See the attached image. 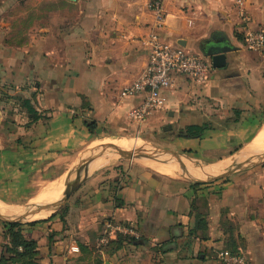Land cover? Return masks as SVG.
Wrapping results in <instances>:
<instances>
[{
    "label": "crops",
    "instance_id": "1",
    "mask_svg": "<svg viewBox=\"0 0 264 264\" xmlns=\"http://www.w3.org/2000/svg\"><path fill=\"white\" fill-rule=\"evenodd\" d=\"M12 1L0 0V91L17 92L41 118L31 120L28 129L17 125L19 136L9 139L10 151L0 146V179H17L13 184L1 182L0 195L26 194L32 187L26 180L43 172L47 177L49 170L56 171L50 178H59V163H72L79 154L74 162H83L94 149L81 150L94 138L139 129L155 132L166 117L174 116L181 128L210 126L202 138H176L169 151L202 158L221 151L225 155L215 160L223 163L250 147L263 130L264 49L252 52L245 47L246 26L238 17L237 0H162L161 39L204 58L211 70L204 85L176 77L174 87L163 92L165 108L143 121L130 119V112L145 96L121 94L148 64L145 41L155 27L153 0H69L78 10L77 17H67L63 31L58 25L49 30L35 24L17 32L6 21L12 16ZM241 1L249 15L248 28L264 31V0ZM18 15L27 17L26 12ZM218 48L226 50L222 69H215L205 55ZM226 105L230 109L215 112L214 107ZM4 108L0 102V145L9 126L4 123ZM213 113L225 119V131L216 126L222 122L213 121ZM245 157L238 163L251 156ZM130 171L136 175L130 183L110 177L104 182L99 174L78 190L83 204L75 205L66 220L78 223L77 231L86 243L94 246L107 221L136 222L141 231L137 247L148 249L150 264H221L219 251L242 253L250 264H264V163L220 182L196 186L139 166ZM209 173L217 177L222 171ZM53 184L30 195L25 204ZM30 212L41 214L39 209ZM48 229L59 232L56 224ZM32 230L45 233L30 226L25 229ZM4 243L0 227V257Z\"/></svg>",
    "mask_w": 264,
    "mask_h": 264
},
{
    "label": "rangeland",
    "instance_id": "2",
    "mask_svg": "<svg viewBox=\"0 0 264 264\" xmlns=\"http://www.w3.org/2000/svg\"><path fill=\"white\" fill-rule=\"evenodd\" d=\"M12 2H14L12 4V7L10 8V12L12 13V16L8 18L6 21H9L10 25L16 28L15 29L16 32L18 31L19 28H26L27 30H29L30 28H33L35 24H37V26L41 27L42 29H49V30L54 28L56 25H58L59 28L57 29H59V31H63V29H65L66 26L67 17L69 16L77 17L78 10H76V8L74 9V6L70 4L69 0H13ZM36 10H40V12L39 11L37 12ZM20 12L21 13L26 12L27 14L26 19L23 20L22 17L21 19L19 18L18 14ZM51 12H53L54 18H51ZM35 13H42L41 18H35L34 17ZM2 91L3 88L0 91V94H2ZM24 100L26 99L20 96L17 92L12 94L11 90H8L6 92V97L3 96V98L1 99V102L4 104L5 107L4 110L6 114L4 115L6 117L4 123L9 126L5 128L7 131H3L2 133V138L4 139V143L1 144L0 146H2L8 151L11 150L9 139L13 138L14 140V138H18L19 136L17 125L22 124L24 127L26 126L28 129L30 127V121L33 119V117H31L28 114V110L23 104ZM230 107H231L230 105H226L225 107L219 106L214 108H215V112H221L222 110L230 109ZM213 116H214L213 121L222 122L219 124L216 123V126H218L219 129L222 128L224 130L225 127L226 128L228 127V124H226V122L224 121L225 119H222L221 121L218 113H213ZM207 126L210 128L209 125ZM24 127H22L23 130L25 129ZM186 133H187V127L181 128L179 124L174 122V116H173V117H166L164 123L161 124L160 127L155 132H150V130L139 129L137 131L129 133L128 135L120 136V135L109 134L108 136H99L97 138H94L91 142H88L86 145H84V147L81 150V152L86 151L87 148L89 147H92L94 149L93 153L89 155L84 161L98 156L105 149V147H108L112 144H121L122 146H124L123 142L117 143L118 140H121L122 138H126V139L138 138L139 144H138L137 152L139 153L133 155L134 157H132V159L128 158V156L117 157L115 159L108 161L106 164L102 165L101 167L96 166L95 169L90 171L86 180H89L92 177L94 178L95 176H99L100 174L102 175L104 182L107 181L108 178L110 177V178H118V180H120L122 184H127L130 183V181L133 180V178L136 176L135 174L130 173L131 172L130 169L132 167L139 166L140 168H143L149 172L150 171L154 172L149 168L143 167V165L140 166L141 164L138 163L139 158H151V159L157 158L154 157L156 155L152 150H150L148 144H151L152 146L158 148L159 150H170V148L174 147L173 141L178 137H183ZM224 133H227V131ZM238 134L239 133L236 132V135ZM10 136L12 137L10 138ZM220 152L221 151H216V152L212 151L210 152L211 154L206 155L203 158L197 156L194 153L192 155L184 153V154H180V156H183V162L187 166L206 167L218 163V161H216L215 158L217 159L225 155V153H220ZM244 154H245V150H243L239 155H236L232 159H229L225 162L226 163L241 162L242 160L247 158L244 156ZM77 156L78 155H76L72 163L69 164L68 163L66 164L65 162L59 163V169L57 171L59 178H50V175H54L56 172L54 169L49 170L47 172L48 175L47 177H44L45 172L41 174H36L34 178H30L26 180L28 185L30 186L32 185V187L27 189L28 191L26 190L27 191L26 194L0 195L1 197L0 205L6 208H17L20 210H27L21 208L22 207L25 208V206L27 205L25 203L27 202V200H29L30 195L36 193V191L41 190L48 183L53 182L55 180L58 181L61 180L60 182L63 183V191L61 195L63 196L69 191V189L73 184V180L69 179L70 175L84 162L83 161L81 163H75L74 161L77 158ZM170 156L176 157L175 154H171ZM248 160L249 158L245 160L243 163H239V164H244ZM255 163L256 164L264 163V155L260 154V156L256 159ZM166 165L172 166L170 164H166ZM176 173L177 175L174 178H179L176 180L191 185L213 184L215 182H220L221 180L227 179L228 177L231 176L228 172L225 174V172L222 171V173L215 178H208V179L199 178L196 179V181L189 182L185 180H180L185 178L182 175H180L181 174L180 172L176 171ZM5 175H7V173ZM222 176L223 178H220ZM15 181H17V179L12 180V179H8V177H4V179H0V185L1 182L13 184L15 183ZM85 181L81 179V186L84 184ZM78 190L71 196L68 202L59 211H57L52 218H50L46 222L41 221L42 220L41 216L46 215L53 206H51L47 212H42V214L37 215L35 218H28L23 220H20L18 218L19 220L12 221V222L18 221L20 224H22L23 226L21 228L23 230L29 227L30 223L38 222L34 226V228L37 230L38 229L43 230V232H45L44 234H47L48 237L52 236L53 238L52 240H47V246L44 249H42V251H39V254L31 261L30 264H150L149 251H147L148 249L146 250L137 247L139 242L138 243L129 242L130 239H133L129 235L117 234L110 237H106V240L104 241L103 239H105V236L103 235V230L105 223L102 224L103 225L102 230H100L98 235L99 237L94 242V246H92L91 243L85 242V239L82 236V234L77 231L78 223H76V221L71 222L69 220H66L67 217H70V214L73 212L75 205H80L79 207H81V204H83L84 200L81 197L82 195L78 193ZM30 210L33 211V209ZM72 215L73 217H76L74 213ZM6 223L7 221L0 220V227H2L4 233L7 230L4 227ZM50 223L52 225H50ZM53 224L59 226V232L56 233L55 230L48 229V227L51 228ZM121 225L135 226L137 228V231L139 232V236H140L139 240H141V231L139 230L138 223L130 222L129 224H121ZM5 236L6 235H4V238L6 239V243H4V245L2 246V250H3L2 255L3 257L6 258L7 261L4 263L22 264L19 261L20 260L19 258H17L16 256L12 255L7 251L6 246L10 244V239L8 236H6L7 238ZM121 238L122 239L127 238V240H124L121 246L118 247V244H116L115 241Z\"/></svg>",
    "mask_w": 264,
    "mask_h": 264
},
{
    "label": "built area",
    "instance_id": "3",
    "mask_svg": "<svg viewBox=\"0 0 264 264\" xmlns=\"http://www.w3.org/2000/svg\"><path fill=\"white\" fill-rule=\"evenodd\" d=\"M238 17L246 26L244 35L245 47L252 52L264 49V31L248 28L249 15L241 0L236 2ZM150 8L155 16V27L147 35L145 45L149 50L148 64L143 74L122 92V97L133 98L144 95L137 108L130 112V119L143 121L154 113L165 108L166 97L163 92L174 87L176 77H186L197 85H204L209 78L211 67L204 58L194 56L181 45H174L161 39L159 30L165 21L162 0H153ZM1 89V85H0ZM129 235L139 240V232L135 226H122L110 221L105 222L103 235ZM217 259L221 264H250L242 253L219 251Z\"/></svg>",
    "mask_w": 264,
    "mask_h": 264
},
{
    "label": "water",
    "instance_id": "4",
    "mask_svg": "<svg viewBox=\"0 0 264 264\" xmlns=\"http://www.w3.org/2000/svg\"><path fill=\"white\" fill-rule=\"evenodd\" d=\"M72 2H75L76 0H70ZM205 55L207 58L210 59L212 66L215 69H222L226 66V50L225 49H215L214 51H206ZM123 142L124 146L121 144H112L108 147H105V149L96 157H93L92 159L86 160L83 162L82 165H80L69 177V179L73 180V184L69 191L64 194L61 199L48 211V213L44 216H41V221L49 220L54 216V214L59 211L71 198V196L80 188L81 186V179L85 181L90 173L91 170L95 169L96 166L101 167L102 165L106 164L108 161L115 159L117 157H124L128 156L131 157L135 155L138 151V144L139 139H126L122 138L121 140H118L117 143ZM150 150H152L155 153V157L158 159H161L166 164H171L174 166H177L180 168L181 171L186 173H197V174H203V173H209L213 171H227L230 175L242 172L248 168H251L255 165L256 159L261 155H264V151L261 153L253 154L249 160L244 164L239 163H233V162H227L223 163L222 161L210 165V166H199V167H190L185 166L181 164L178 160L175 159V157L170 156L171 154H175L176 157L180 156L177 155V153L169 151V150H159L158 148L152 146L151 144H148ZM111 153V154H109ZM103 161V162H101ZM228 174V175H229ZM226 176V175H225ZM220 178H223L220 177ZM8 213L11 215H14L15 217L19 218L20 220L28 219V218H35L36 215L32 214L28 210H20L17 208H8L7 211L0 210V214ZM7 223H19L16 222H7Z\"/></svg>",
    "mask_w": 264,
    "mask_h": 264
},
{
    "label": "trees",
    "instance_id": "5",
    "mask_svg": "<svg viewBox=\"0 0 264 264\" xmlns=\"http://www.w3.org/2000/svg\"><path fill=\"white\" fill-rule=\"evenodd\" d=\"M0 102L1 99L6 97V91H2L0 94ZM24 106L28 110V114L33 117L32 121H38L41 117L31 106V102L29 100H24ZM90 132L93 131V128L89 126ZM210 128L207 125H193L187 127V133L183 136L188 139H198L202 138ZM194 186V185H193ZM196 186V185H195ZM48 220H44L42 222H46ZM38 223V222H37ZM37 223H30L29 226L33 227ZM23 225L20 223H6L5 228L7 229L4 235L8 236L10 239V244L6 246V249L9 253L19 258L22 264H30L31 261L39 254V250L43 246H47V240H52V236L48 237V235L43 234L41 232H37L32 230L31 233L23 230L21 227ZM17 229V230H16ZM5 236V237H6ZM7 238V237H6ZM127 240V238L116 240L115 243L118 244V247ZM141 240L130 239L129 242L138 243ZM6 258L0 257V264L6 262ZM5 264V263H4Z\"/></svg>",
    "mask_w": 264,
    "mask_h": 264
},
{
    "label": "bare ground",
    "instance_id": "6",
    "mask_svg": "<svg viewBox=\"0 0 264 264\" xmlns=\"http://www.w3.org/2000/svg\"><path fill=\"white\" fill-rule=\"evenodd\" d=\"M262 150H264V128L259 133V135L255 139L254 143L250 147L245 149L244 156H252L253 154L259 153ZM79 156H80V154H79ZM132 157H134V156H131L128 158L132 159ZM83 158H84V155H83ZM175 159L178 160L181 164L187 166L183 162V156L175 157ZM138 163H140L141 165L148 167V168H150V169H152V170H154L160 174H163V175L169 176V177H173V178L176 177V175H177L176 171L177 172L181 171L180 168H178L177 166H175V167L177 169H179L180 171H178L173 166L166 165L165 163H163L158 158H152V159L151 158H139ZM224 172H225V174L227 173V171H224ZM183 173H185L187 175H193V177L189 178V177H186L185 175H183L181 173L180 175H182L185 178V180H187V181H196V179H199V178L208 179L211 176L216 177V175H217V173H213V174L212 173H203V174H199V175H196L197 173H186V172H183ZM56 181H54V184L50 188L47 187L48 189L46 188L45 191L42 192L40 195H38L36 198H34V199L31 198L32 200L29 202V204L27 205V207L25 209H27L29 212L31 211L30 209H33V210L39 209V212H41V214H42V212H47L51 206H54L60 200L61 195H62V191H63V183L60 182L61 180L58 182H56ZM0 208L4 211L8 210V208H6L2 205H0ZM0 220L12 222V221L17 220V217H15L14 215H11V214H7V213L5 214L4 213V214H0Z\"/></svg>",
    "mask_w": 264,
    "mask_h": 264
},
{
    "label": "flooded vegetation",
    "instance_id": "7",
    "mask_svg": "<svg viewBox=\"0 0 264 264\" xmlns=\"http://www.w3.org/2000/svg\"><path fill=\"white\" fill-rule=\"evenodd\" d=\"M210 49H213V47H211Z\"/></svg>",
    "mask_w": 264,
    "mask_h": 264
}]
</instances>
